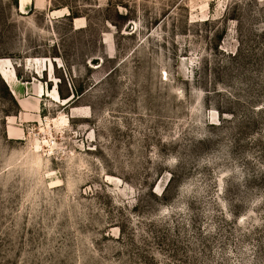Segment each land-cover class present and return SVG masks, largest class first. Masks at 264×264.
Here are the masks:
<instances>
[{
    "label": "rangeland",
    "instance_id": "rangeland-1",
    "mask_svg": "<svg viewBox=\"0 0 264 264\" xmlns=\"http://www.w3.org/2000/svg\"><path fill=\"white\" fill-rule=\"evenodd\" d=\"M0 264H264V0H0Z\"/></svg>",
    "mask_w": 264,
    "mask_h": 264
},
{
    "label": "bare ground",
    "instance_id": "bare-ground-1",
    "mask_svg": "<svg viewBox=\"0 0 264 264\" xmlns=\"http://www.w3.org/2000/svg\"><path fill=\"white\" fill-rule=\"evenodd\" d=\"M2 77L5 79V81L8 83L11 82L12 79H10V77L7 75V73L3 72L2 73Z\"/></svg>",
    "mask_w": 264,
    "mask_h": 264
}]
</instances>
